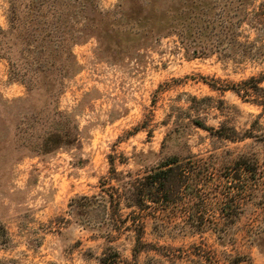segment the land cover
<instances>
[{
    "label": "rangeland",
    "instance_id": "rangeland-1",
    "mask_svg": "<svg viewBox=\"0 0 264 264\" xmlns=\"http://www.w3.org/2000/svg\"><path fill=\"white\" fill-rule=\"evenodd\" d=\"M172 158L135 246L102 198ZM114 254L264 264V0H0V264Z\"/></svg>",
    "mask_w": 264,
    "mask_h": 264
},
{
    "label": "trees",
    "instance_id": "trees-1",
    "mask_svg": "<svg viewBox=\"0 0 264 264\" xmlns=\"http://www.w3.org/2000/svg\"><path fill=\"white\" fill-rule=\"evenodd\" d=\"M180 165L182 164L176 158L165 160L158 169L145 172L141 176H129V180L122 182L118 189H112L116 191L108 195L109 200L105 201L102 198L103 208L105 210L111 208L113 215H116L119 211L121 202L126 209L130 210L125 220L118 221L117 218L114 219L115 216H111L110 220L118 224L127 223L128 231L134 234L135 246L141 244L144 232L143 221L147 219L145 218L148 216L147 211L166 209L168 205L173 203V198H175L179 186L187 180L184 175L177 176L175 173ZM239 166L244 171L248 170L245 161ZM230 215H226V217L218 219L216 222H222V224L234 222ZM185 222H188L190 227H201L204 225L203 218L188 217ZM118 259L119 257L116 254L108 257L106 255V257L103 256L100 259V264H117Z\"/></svg>",
    "mask_w": 264,
    "mask_h": 264
}]
</instances>
